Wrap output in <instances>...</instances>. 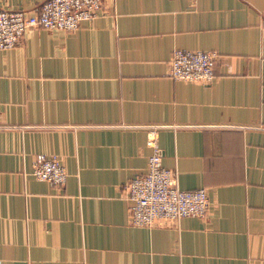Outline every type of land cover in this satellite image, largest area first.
<instances>
[{"label":"crops","instance_id":"0c3cea01","mask_svg":"<svg viewBox=\"0 0 264 264\" xmlns=\"http://www.w3.org/2000/svg\"><path fill=\"white\" fill-rule=\"evenodd\" d=\"M176 50L215 52L214 82L171 78ZM151 128L209 218L132 226ZM41 155L63 188L33 175ZM0 264H264V0H104L76 32L0 51Z\"/></svg>","mask_w":264,"mask_h":264},{"label":"built area","instance_id":"2783aa9c","mask_svg":"<svg viewBox=\"0 0 264 264\" xmlns=\"http://www.w3.org/2000/svg\"><path fill=\"white\" fill-rule=\"evenodd\" d=\"M104 0H47L37 13L0 8V51L18 47L27 31L41 28L76 32L103 12ZM218 55L211 51L176 50L170 60V76L176 81L208 85L216 78ZM159 128H151L148 145L153 150L147 171L135 176L124 190L131 204L134 227L150 228L161 222L185 218L207 219L213 204L205 189L185 191L176 174L163 164ZM33 175L42 182L63 188L67 170L58 156L38 157Z\"/></svg>","mask_w":264,"mask_h":264}]
</instances>
